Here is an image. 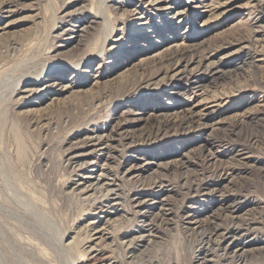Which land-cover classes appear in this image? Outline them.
I'll list each match as a JSON object with an SVG mask.
<instances>
[{"label":"rangeland","instance_id":"obj_1","mask_svg":"<svg viewBox=\"0 0 264 264\" xmlns=\"http://www.w3.org/2000/svg\"><path fill=\"white\" fill-rule=\"evenodd\" d=\"M148 1L0 0L4 264H264V0Z\"/></svg>","mask_w":264,"mask_h":264},{"label":"bare ground","instance_id":"obj_2","mask_svg":"<svg viewBox=\"0 0 264 264\" xmlns=\"http://www.w3.org/2000/svg\"><path fill=\"white\" fill-rule=\"evenodd\" d=\"M147 1V0H146ZM106 2H107V0H101V2H100V6L98 7V9H97V11H99V12H101V14L103 15V18H102V23H103V26H104V29H107L109 26H108V21H107V15H106ZM144 2V1H143ZM149 2V4L148 5H146V6H152V7H154V8H160V7H162L163 9H169V6H170V4L171 3H169V2H165L164 4H162V3H159V0H149L148 1ZM140 7H136L135 8V10L137 11V12H139L140 13ZM138 13V14H139ZM110 35L109 34H107V32H105L104 34H102V37H101V41H100V45H99V49H98V53L97 54H95V55H98V54H101L102 52H103V50H104V45H105V43H106V41H107V39H108V37H109ZM90 59H92V58H90ZM80 64V63H79ZM74 66H77L76 64L75 65H72L71 67H74ZM57 67V66H56ZM42 74V73H41ZM40 75V74H39ZM38 76V75H37ZM181 76V75H180ZM180 76H179V78H180ZM177 77V76H176ZM184 77V76H183ZM182 77V78H183ZM176 79V78H175ZM178 79V78H177ZM194 80V79H193ZM87 136H89V135H87ZM87 136H86V138H87ZM85 138V137H84ZM83 139V138H82ZM79 175V174H78ZM83 176H86V175H83ZM90 176V175H89ZM88 178V177H87ZM94 179V178H93ZM113 179V178H112ZM88 180V179H87ZM97 180V179H96ZM95 180V181H96ZM92 181V180H91ZM77 182H79V181H77ZM76 182V183H77ZM83 182V181H82ZM112 182V181H111ZM102 183V182H101ZM94 184V183H93ZM77 185V184H76ZM79 185V184H78ZM81 185V184H80ZM99 185V184H98ZM98 185H96V186H98ZM83 186H84V184H83ZM82 186V187H83ZM89 186V185H88ZM100 186H102V185H100ZM108 186V185H107ZM81 187V188H82ZM92 187V186H91ZM95 187V186H94ZM106 187V186H105ZM86 188H87V186H86ZM97 189V188H96ZM100 189V188H99ZM104 189V188H103ZM106 189V188H105ZM112 189V188H111ZM82 190H85V187L82 189ZM95 190V189H94ZM107 190H108V188H107ZM76 191V190H75ZM91 191H92V189H91ZM80 192V190H78V193ZM87 192H88V190H87ZM103 192V191H102ZM105 193V192H104ZM76 194V193H75ZM0 217H1V220H2V222H4V223H6V219H7V216H2V215H0ZM187 220V219H186ZM7 225V224H6ZM19 225H21V224H19ZM3 226V225H2ZM106 226V225H105ZM4 227V226H3ZM16 227V226H15ZM14 227V228H15ZM18 227V226H17ZM23 227H24V225H23ZM3 229V228H2ZM19 229V228H18ZM6 230V229H5ZM1 231V230H0ZM15 231V230H14ZM104 231V230H103ZM20 232V231H19ZM95 233V232H94ZM3 235V234H2ZM29 235H30V238L33 240V242H31L30 243V245H31V247L32 248H35L36 250H38V252L40 253V254H44V250L43 249H41L40 247L38 248V246H40V245H45V244H43V243H41L40 242V239L39 238H37L38 236L34 233V232H29ZM95 235V234H94ZM37 236V237H36ZM62 236H63V233H62ZM100 236V235H99ZM98 236V237H99ZM64 237V236H63ZM100 238V237H99ZM22 239V238H21ZM232 241V240H231ZM234 241V240H233ZM23 243V242H22ZM21 243V244H22ZM27 244V243H26ZM72 244H74V243H72ZM229 244H230V242H229ZM242 244V243H241ZM20 245V244H19ZM18 245V246H19ZM47 245V244H46ZM45 245V246H46ZM6 246H9V242H8V240H7V238L5 237V238H3V239H1V241H0V248L1 249H4V248H6ZM22 246H26V245H22ZM71 246V243L69 244V246L67 247V246H65V243L63 244V245H61V243H60V241L58 242V248H57V250L55 249V248H53L51 245L50 246H46V251H48L47 252V257H52V258H54V260L56 259V252H60V253H64L66 256V258H68V259H70L69 260V262H68V264H74V261H73V259H72V255H71V253H70V251H69V249L72 247H70ZM74 247H77V246H75V244L73 245ZM242 246V245H241ZM19 247H21V246H19ZM29 247L30 246H28V250H29ZM73 247V248H74ZM230 247H234V248H236V247H238V248H236V251L238 252V251H243V249L238 245V244H233V245H230ZM9 248V247H8ZM25 248V247H24ZM23 248V249H24ZM27 248V247H26ZM34 249V250H35ZM62 252H61V251ZM77 250V249H76ZM76 250H74V251H76ZM6 251V252H5ZM17 251V250H16ZM235 251V250H234ZM247 251V250H246ZM1 253H3L2 251H0ZM4 252L5 253H7V250H4ZM1 253H0V264H4V262H5V255L3 256V255H1ZM8 253H9V251H8ZM7 253V254H8ZM75 253V252H74ZM73 253V256L75 255ZM77 253V252H76ZM76 256V255H75ZM86 257V256H85ZM94 257V256H93ZM97 258H99V257H97ZM49 259V258H48ZM76 260V259H75ZM50 261L51 262H53V260L52 259H50ZM50 261H47V263L49 264L50 263ZM100 261V260H99ZM96 263V262H95ZM101 263V262H100ZM51 264V263H50ZM53 264V263H52ZM92 264H93V262H92Z\"/></svg>","mask_w":264,"mask_h":264}]
</instances>
